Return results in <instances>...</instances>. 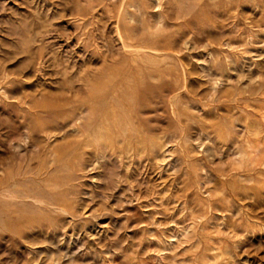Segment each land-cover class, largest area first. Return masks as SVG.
<instances>
[{"label":"rangeland","instance_id":"1","mask_svg":"<svg viewBox=\"0 0 264 264\" xmlns=\"http://www.w3.org/2000/svg\"><path fill=\"white\" fill-rule=\"evenodd\" d=\"M0 264H264V0H0Z\"/></svg>","mask_w":264,"mask_h":264}]
</instances>
